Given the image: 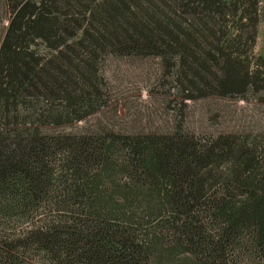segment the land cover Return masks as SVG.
<instances>
[{
	"label": "trees",
	"instance_id": "trees-1",
	"mask_svg": "<svg viewBox=\"0 0 264 264\" xmlns=\"http://www.w3.org/2000/svg\"><path fill=\"white\" fill-rule=\"evenodd\" d=\"M264 0H0V264H264V136L69 134L108 57L184 100L264 103Z\"/></svg>",
	"mask_w": 264,
	"mask_h": 264
},
{
	"label": "rangeland",
	"instance_id": "rangeland-1",
	"mask_svg": "<svg viewBox=\"0 0 264 264\" xmlns=\"http://www.w3.org/2000/svg\"><path fill=\"white\" fill-rule=\"evenodd\" d=\"M254 55L264 56V18ZM103 105L84 120L55 128L69 134H168L176 129L197 138L233 134L264 136V103L210 96L184 100L158 58L108 57L100 66Z\"/></svg>",
	"mask_w": 264,
	"mask_h": 264
}]
</instances>
